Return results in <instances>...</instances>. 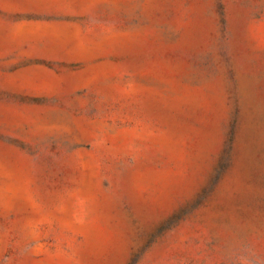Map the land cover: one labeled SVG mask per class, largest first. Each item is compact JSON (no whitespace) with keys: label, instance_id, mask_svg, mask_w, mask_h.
Segmentation results:
<instances>
[{"label":"rangeland","instance_id":"obj_1","mask_svg":"<svg viewBox=\"0 0 264 264\" xmlns=\"http://www.w3.org/2000/svg\"><path fill=\"white\" fill-rule=\"evenodd\" d=\"M0 264H264V0H0Z\"/></svg>","mask_w":264,"mask_h":264}]
</instances>
